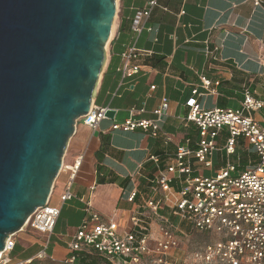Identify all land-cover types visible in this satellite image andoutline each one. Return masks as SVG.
Wrapping results in <instances>:
<instances>
[{
	"label": "crops",
	"instance_id": "0c3cea01",
	"mask_svg": "<svg viewBox=\"0 0 264 264\" xmlns=\"http://www.w3.org/2000/svg\"><path fill=\"white\" fill-rule=\"evenodd\" d=\"M151 1L117 0L107 62L94 97L97 107L115 111V119L106 118L98 131H92L82 120L77 122L51 196L53 206L61 208L56 228L49 236L27 228L19 232L11 253L14 264L36 262L46 248L49 259L63 264L84 218L86 202L121 224L141 211V195L146 193L157 171L149 157H160L163 169L186 140H191L190 146L195 148L197 128L186 122V104L195 97V91L201 95L196 98L206 110L239 109L246 87L256 99L264 101V0H258L259 5L256 0H159V6L149 20L142 22L136 36L133 21ZM134 44L149 57L134 61L140 71L123 79L122 54ZM206 48L218 49L215 60L209 59ZM202 78L211 82L210 91L203 87ZM164 98L169 100L170 110L161 129L173 139L167 148L162 139L140 130H113L114 125H121L130 117L131 109L144 110L137 119H155L153 112ZM254 118L264 124V110L255 113ZM226 138L223 132L212 158L213 168L204 171V175L213 176L228 162L243 171L257 160L253 148L243 139L233 156L237 159L228 158ZM222 139L225 144L220 147ZM243 151L248 155L245 167ZM69 188L75 197L63 204L61 197ZM134 191L139 192V197L135 203H129Z\"/></svg>",
	"mask_w": 264,
	"mask_h": 264
},
{
	"label": "built area",
	"instance_id": "2783aa9c",
	"mask_svg": "<svg viewBox=\"0 0 264 264\" xmlns=\"http://www.w3.org/2000/svg\"><path fill=\"white\" fill-rule=\"evenodd\" d=\"M256 3L260 4L258 0ZM158 6L159 0H152L146 10L137 13L133 21L136 36L141 32L142 22L149 20ZM217 51L206 48L211 60H215ZM143 56L149 54L142 53L135 44L126 49L122 54L123 79L140 71L141 67L133 62ZM202 82L210 91L211 82L206 78ZM194 95L186 104L189 108L186 122L197 128L195 148H191V140H186L163 169L160 157H149L148 161L157 168L156 174L146 193L141 195V211L134 212L125 224L115 217L103 216L91 202H86L84 218L63 264H78L82 258H87L84 264H92V257L108 264H140L152 252L157 254L158 264H169L168 257L181 249V224L208 239L191 253L192 264H264V124L254 118L255 113L264 110V101L256 99L254 92L246 87L239 109L206 110L196 98L201 95L197 91ZM108 110L93 103L80 120L92 131H98ZM169 110L167 98L153 112L156 118L152 120L137 119L144 110L131 109L130 117L123 124L114 125L113 130H140L162 139L167 148L173 139L162 131L161 123ZM223 132L227 135L228 158L236 155L238 142L243 139L253 148L257 160L243 171L228 162L213 176H206L204 171L213 168L212 158ZM74 197L69 188L61 202L65 204ZM138 197L139 192L134 191L128 202L135 203ZM60 215L61 208L53 206L50 198L46 206L36 209L21 231L27 228L49 236ZM15 247L14 236H10L0 253V264H14L11 253ZM46 251L47 248L37 258H48Z\"/></svg>",
	"mask_w": 264,
	"mask_h": 264
},
{
	"label": "water",
	"instance_id": "95a60500",
	"mask_svg": "<svg viewBox=\"0 0 264 264\" xmlns=\"http://www.w3.org/2000/svg\"><path fill=\"white\" fill-rule=\"evenodd\" d=\"M116 14L117 0H0V253L52 196Z\"/></svg>",
	"mask_w": 264,
	"mask_h": 264
},
{
	"label": "rangeland",
	"instance_id": "374dc122",
	"mask_svg": "<svg viewBox=\"0 0 264 264\" xmlns=\"http://www.w3.org/2000/svg\"><path fill=\"white\" fill-rule=\"evenodd\" d=\"M225 144V139L219 140V146L223 147ZM225 155V153H223ZM242 166L245 167L248 163V155L246 153H244V151L242 152ZM236 157H233L232 160H236ZM52 204V203H51ZM53 205V204H52ZM28 231H31V229H26ZM180 231L185 233H181L180 234V238L182 240L181 243V249L178 250L175 254V256L171 257L169 256V264H192V262L190 261V255L191 253L199 248L204 242L208 241V239H206L204 236H201L197 233H195L193 230H191L190 226H186L185 224H181L180 225ZM21 232V231H20ZM19 235V233L13 234L12 236H14V239L16 241V236ZM47 243V241H46ZM154 249V248H153ZM94 259H97L98 261H100V259L98 257L96 258H91L92 261H94ZM158 257L156 253H151L150 256L146 257L140 264H158L157 263ZM39 264H58L55 263L54 261H52L49 258L46 259H38L37 261ZM102 264V263H100Z\"/></svg>",
	"mask_w": 264,
	"mask_h": 264
},
{
	"label": "trees",
	"instance_id": "16d2710c",
	"mask_svg": "<svg viewBox=\"0 0 264 264\" xmlns=\"http://www.w3.org/2000/svg\"><path fill=\"white\" fill-rule=\"evenodd\" d=\"M86 261H87V258H82V259L78 262V264H84V263H86ZM91 262H92V264H100V263H102V264H108V263L105 262V261H102V260L98 261L97 259H94V261L91 260ZM31 264H39V263L33 261Z\"/></svg>",
	"mask_w": 264,
	"mask_h": 264
},
{
	"label": "bare ground",
	"instance_id": "6f19581e",
	"mask_svg": "<svg viewBox=\"0 0 264 264\" xmlns=\"http://www.w3.org/2000/svg\"><path fill=\"white\" fill-rule=\"evenodd\" d=\"M108 46V45H107Z\"/></svg>",
	"mask_w": 264,
	"mask_h": 264
}]
</instances>
